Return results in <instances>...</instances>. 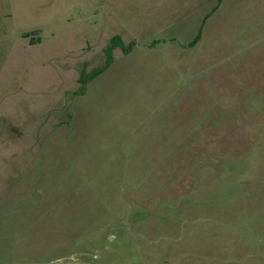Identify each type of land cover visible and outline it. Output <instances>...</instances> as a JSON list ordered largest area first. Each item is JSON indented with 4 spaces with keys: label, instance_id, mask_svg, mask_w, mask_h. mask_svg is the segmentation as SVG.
Instances as JSON below:
<instances>
[{
    "label": "rangeland",
    "instance_id": "obj_1",
    "mask_svg": "<svg viewBox=\"0 0 264 264\" xmlns=\"http://www.w3.org/2000/svg\"><path fill=\"white\" fill-rule=\"evenodd\" d=\"M0 264H264V0H0Z\"/></svg>",
    "mask_w": 264,
    "mask_h": 264
},
{
    "label": "trees",
    "instance_id": "obj_2",
    "mask_svg": "<svg viewBox=\"0 0 264 264\" xmlns=\"http://www.w3.org/2000/svg\"><path fill=\"white\" fill-rule=\"evenodd\" d=\"M197 39V38H196ZM195 39V41H196ZM116 48H120L123 52H127L129 49H131V46H128L127 48L123 44L121 38L119 36H113L110 40L109 45L105 48L104 53H105V62L104 65L94 69L91 73L89 74H84L82 73L80 75V83L81 84H86V82L90 79H94L97 77L99 74L104 72L106 69H108L111 64L113 63V50Z\"/></svg>",
    "mask_w": 264,
    "mask_h": 264
}]
</instances>
